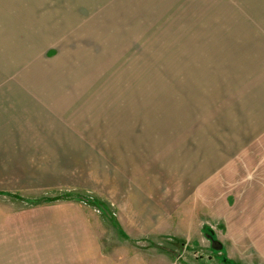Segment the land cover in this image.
Wrapping results in <instances>:
<instances>
[{"label":"rangeland","instance_id":"374dc122","mask_svg":"<svg viewBox=\"0 0 264 264\" xmlns=\"http://www.w3.org/2000/svg\"><path fill=\"white\" fill-rule=\"evenodd\" d=\"M0 4L19 36L0 43L11 87L80 91L67 125L86 152L62 182L1 184L3 242L11 228L33 264L58 263L49 219L66 207L97 239L92 264H264V0Z\"/></svg>","mask_w":264,"mask_h":264},{"label":"crops","instance_id":"0c3cea01","mask_svg":"<svg viewBox=\"0 0 264 264\" xmlns=\"http://www.w3.org/2000/svg\"><path fill=\"white\" fill-rule=\"evenodd\" d=\"M2 9L0 8V43L8 45L11 42L14 48H19L16 43L19 36L17 37V30L14 28L17 25L13 22L12 28L11 21L6 17L11 14H1ZM5 10L9 11L4 7ZM7 31H13L14 34L8 35ZM28 40L31 39L27 38L26 42ZM29 45L33 48V45ZM9 59L10 56H2L0 52V194H11L12 189H3L1 184L8 183L12 186L19 182V177L43 178V184L62 182L72 177L74 171L82 172L84 168L81 162L86 153L80 147L74 148L81 146V136L78 131H73L77 130L72 128L74 125H67V122L79 124L81 120V92L67 88L11 87L12 81L16 83L18 79L17 64L14 62V77L11 75L12 62ZM78 177L82 178L83 175ZM145 179L135 181L142 190H145ZM63 209L65 212H61L62 215L58 218L52 216L49 219L58 234L57 244L55 245L54 240L51 246L57 248V256L59 260L62 259L56 264H74L76 260L72 262L70 259L77 255L81 261L86 257L85 264H92L90 262L98 257L97 239L90 233L89 226L85 222L81 223L82 219H76L77 213L73 209ZM1 222L0 217V264H33V245L24 244V254L19 253L11 228L9 243L7 240L3 242ZM56 233L52 232L53 236L43 234L42 237L53 238ZM91 248L93 254L89 253ZM77 250L81 253H77ZM44 251L49 254L48 249Z\"/></svg>","mask_w":264,"mask_h":264},{"label":"trees","instance_id":"16d2710c","mask_svg":"<svg viewBox=\"0 0 264 264\" xmlns=\"http://www.w3.org/2000/svg\"><path fill=\"white\" fill-rule=\"evenodd\" d=\"M70 194H73L72 196H74V195L80 196L79 194H81V195L83 194V196H85V197L87 196V198H89L91 201H94V205L96 206V209H98L100 211L101 215L105 216L104 214H106L107 216L114 217V215L112 214V211H111V206L105 202L103 203V201L101 202L100 198L88 196V195H86L85 192H74V193H70ZM3 195H5V194H3ZM74 202L78 203L81 201H79L78 198H75Z\"/></svg>","mask_w":264,"mask_h":264}]
</instances>
